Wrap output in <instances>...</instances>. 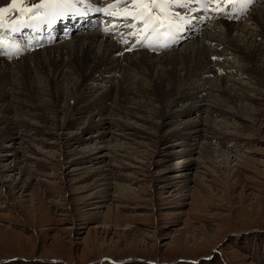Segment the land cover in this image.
Returning a JSON list of instances; mask_svg holds the SVG:
<instances>
[{"label":"rangeland","instance_id":"374dc122","mask_svg":"<svg viewBox=\"0 0 264 264\" xmlns=\"http://www.w3.org/2000/svg\"><path fill=\"white\" fill-rule=\"evenodd\" d=\"M211 60L217 61L214 57ZM225 72V75L220 74L232 81L227 82L228 90L238 91V84L248 87L246 93L252 97L246 103L255 111L252 116L255 122L238 119L225 107L224 111L211 110L216 101L207 98L208 94L216 93L214 86L206 93L205 102L197 106V98L192 107L198 109L203 105L202 108L211 111L212 118L217 120L216 129L211 130V123L210 129L204 128L202 136L207 138L202 141L211 143L213 149L239 156L238 161L234 162L233 158L231 162H224L222 158L223 161L210 164L200 159L185 168L190 169L191 175L179 179L176 184L178 180L173 183L169 178L180 170L172 168L163 172L164 166L158 164V160L171 159L159 157L158 153L163 156L172 154L174 148L180 149L177 145L172 147L175 140L169 137L178 125L176 121L165 120L158 127L128 120L131 125L144 129L133 130V133L125 131L132 135L124 137L104 119L107 122L104 128L84 134L77 132L82 142L90 147L96 145V152L104 154V158L88 164H93L95 169L104 165L113 175L111 190L106 192V197L102 196L107 199L101 208L94 205L101 196L93 193L99 192L101 182L93 183L92 169V174L85 168L66 175L57 153L59 145L55 144L56 140H50L54 137L48 135L49 131L39 128L20 132L19 138L32 136L49 145L44 146L47 153L43 159L29 156L25 160L33 170V181L24 184L23 194L18 189L0 185V260H7L0 264H113L111 259L118 260L116 264H147L134 261V258L143 257L160 260L159 264H189L192 261L196 264H264V80L241 74L239 70ZM214 78L216 80V76ZM202 91L205 92V88ZM213 96L227 100L223 94ZM189 104L174 105V113ZM82 105L78 103V108ZM76 109V103L69 102L63 113L65 121L76 119ZM22 110H26V114L31 112V116L40 115L39 109ZM188 111L190 114L193 109ZM38 117L45 119L41 115ZM30 119L32 123L38 122ZM95 119L93 122L98 121ZM257 123L258 127L262 124L260 130H257ZM15 126L17 132L23 128L20 124ZM73 126L76 122L68 125L65 135L55 136L65 138L70 133L75 134ZM100 129L107 133L99 134ZM96 134L103 138L95 137ZM114 138L123 142L143 141L145 148H140L139 156H125L119 148L110 150L114 147ZM2 144L5 143L0 142V147ZM90 156L93 155L85 159ZM129 156L136 157L139 162ZM188 156H177L175 161L164 164L172 165ZM73 164L71 162L67 172ZM174 187L183 189L164 198ZM119 260L128 261L120 263Z\"/></svg>","mask_w":264,"mask_h":264},{"label":"bare ground","instance_id":"6f19581e","mask_svg":"<svg viewBox=\"0 0 264 264\" xmlns=\"http://www.w3.org/2000/svg\"><path fill=\"white\" fill-rule=\"evenodd\" d=\"M8 3L10 0H0V7ZM47 6L38 4L42 10ZM17 7L19 6H13L12 11H5L4 29L6 25L15 26L16 22L20 21L17 27L20 32L18 39L23 38L28 41V46L22 55L8 58L0 55V142L5 143L0 147V185L18 189L17 191L23 194L24 184L32 183L33 170L28 167L25 160L29 159L27 158L29 156L43 159L44 153H47L44 146L49 144L32 136L27 138L18 136L20 132H30L39 128L49 131L48 135L56 138L50 140H56L55 144L59 145L57 153L63 162L61 165L66 175L85 168V170L89 169V174H92L90 169L94 171L93 183L97 185L101 182L102 187L98 185L99 192L93 193L94 196L98 194L101 196L94 203L99 208L102 207L107 199L104 197L111 190L113 175L104 165L95 169L92 168L93 164H88L92 163L91 160L104 158V154L96 152V145L92 144L94 147H90L89 144L82 142L77 132L81 134L92 132L110 122L109 125L117 128L116 131H120L119 136L125 137L132 135L125 131H143L144 129L139 125L138 127L131 125L128 120H139L158 127H161L165 120L176 121L178 125H173L174 130L169 137L175 140L172 147L177 145L176 147L180 149L174 148L171 150L172 154L166 153L163 156L158 153L159 157L171 158L164 159L163 162L158 160V164L164 166L163 172L172 168L180 170L173 178H169L172 182L178 180L176 184L179 183V179H185L191 175L190 169L185 168L200 159L210 164L221 162L223 159L224 162H231L233 158L234 162L238 161L239 156L227 154L221 149H213L210 147L211 143L202 141L207 138L202 136L204 128L210 129L211 123V130L216 129L217 120L212 118L211 111L202 108L203 105L196 109L192 107V103L197 98H199L197 106L200 105L199 102H205L207 99L214 100L216 106L213 108L211 105V110L224 111L227 108L226 110L234 117L255 122L256 119L252 118L255 111L246 103L252 97L246 93L249 91L248 87L238 84V91L232 92L228 90L227 84L231 79L217 72L220 69L239 70L241 74L246 73L248 76L253 75L254 79L264 80V0L251 10L243 21L237 23L216 21L204 27L202 32H200L199 14L191 5L187 9L175 6L173 11L179 13L177 28L172 31L176 43L173 49L164 53L157 46L168 29H160L158 33H148L139 26V22L134 27H128L127 23L130 21L125 22L122 17L142 6L125 3V0H92V10L87 12H84L82 6H78L82 14L73 13L72 17L92 16L95 18L92 26L102 29L74 35L70 40L55 45H51L57 41L53 31L44 35L45 32H40L38 26L34 24L30 27L35 30L33 35H30L29 29H24L23 20L38 19V15L41 13L44 15V12L36 13L32 10L31 15L27 12L17 14L14 11ZM96 8L100 10L96 11ZM68 13L72 14V11L69 9ZM71 22L74 23L73 20ZM41 25L44 28L46 21ZM115 35H120L122 37L120 41L129 44V52H125L112 40ZM40 38L44 40L43 43L38 42ZM41 47L43 49H40ZM8 54L9 52L6 53ZM213 57L217 61H212ZM212 86H214V92L225 95L227 100H220V97L217 99L213 96L216 93L210 96L208 94L206 99V93ZM204 88L205 92L202 91ZM69 102L76 103L77 109L76 119L68 122L63 118V113ZM78 103L83 105L78 108ZM186 103H190L188 107L185 109L181 107L174 113V105H186ZM23 108L39 109L40 115L45 119L39 120L40 115L31 116V112L26 114ZM191 109L193 111L189 114L188 110ZM12 114L16 117H11ZM30 117L38 122H30ZM95 117L98 121L93 122V119L96 120ZM183 117L187 119L182 121ZM39 122L41 126L38 125ZM75 122L76 126L72 128L76 130L75 134L70 133L65 138L56 137L65 135L68 125ZM18 124L23 127L19 129V132L15 131V125ZM261 126L262 124L259 127ZM259 127L257 126V130H260ZM103 131L98 130L99 134L107 133ZM11 135L15 136L11 138ZM97 136L99 139L103 138L96 134L95 137ZM115 136L118 137V135ZM118 138L113 139L114 147L110 150L119 148L125 156L126 154L139 156L140 148H145L143 141L137 143L129 139L131 142H123ZM61 150L64 152L61 153ZM187 154H189L188 158L183 161L172 165L164 164V162L170 163L177 156L180 158ZM88 155L93 156L85 159ZM110 158L116 159L113 155ZM130 158L137 161L136 157ZM71 162L72 164L75 162L74 167L67 172ZM229 170L233 171L230 168ZM160 189L165 190L166 187L160 186ZM172 189L164 198L172 196V192H179L183 188Z\"/></svg>","mask_w":264,"mask_h":264},{"label":"snow or ice","instance_id":"6c2138e0","mask_svg":"<svg viewBox=\"0 0 264 264\" xmlns=\"http://www.w3.org/2000/svg\"><path fill=\"white\" fill-rule=\"evenodd\" d=\"M29 3L30 0H10V3L0 7V55L5 54L3 51L5 36L10 41H15V32L18 26L4 29L5 11H12L13 6H25L15 8L14 11L17 14L27 12L31 15L32 10H35L36 13L43 11L44 19L49 24H51L52 20L69 14V9L74 14H82L79 12L78 6H83L84 12L92 10V0H39V4L49 6L43 10L36 4H31L28 7L27 5ZM125 3L142 6L133 9L131 13L125 14L122 17L125 22L130 21V23H127L128 27H134L139 22V26L146 32L158 33L160 29H168L169 31L176 30L179 13L173 11L175 6L187 9L190 5H197L198 8L196 10L198 11L223 13L225 11V5H246L251 4L252 0H125ZM212 5L216 7H212ZM95 10L99 11L100 9L96 8ZM189 264H196V262L192 261Z\"/></svg>","mask_w":264,"mask_h":264},{"label":"water","instance_id":"95a60500","mask_svg":"<svg viewBox=\"0 0 264 264\" xmlns=\"http://www.w3.org/2000/svg\"><path fill=\"white\" fill-rule=\"evenodd\" d=\"M26 260V259H25ZM7 260H4V259H1L0 260V262H6ZM26 261H29V260H26ZM118 260H113V259H111L110 260V262H115V264H116V262H117ZM120 261V263H124L126 260H124V261H121V260H119ZM128 261V260H127ZM126 261V262H127ZM134 261H139V262H145V263H149V264H159V262H160V260H158V261H153V260H151V259H144V257L143 258H134ZM160 264H164V263H160ZM165 264H167V263H165ZM173 264V263H172Z\"/></svg>","mask_w":264,"mask_h":264}]
</instances>
